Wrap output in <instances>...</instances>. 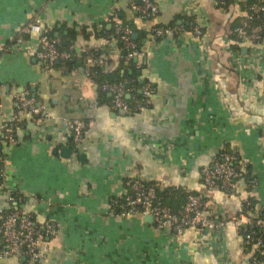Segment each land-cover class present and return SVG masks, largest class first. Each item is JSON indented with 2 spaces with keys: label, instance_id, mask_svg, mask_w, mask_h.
<instances>
[{
  "label": "crops",
  "instance_id": "0c3cea01",
  "mask_svg": "<svg viewBox=\"0 0 264 264\" xmlns=\"http://www.w3.org/2000/svg\"><path fill=\"white\" fill-rule=\"evenodd\" d=\"M219 1L153 0L158 15L143 20L131 0H0L5 186L20 198L22 214L58 226L41 264H250L233 218L247 201L264 210V40L256 46L235 35L249 0H233L227 8ZM115 12L146 33L194 22L203 31L200 39L191 29L161 40L147 36L144 58L133 62L145 66L140 79L154 87L152 105L134 114L105 101L103 95L111 94L87 77L82 56L71 67L60 62L49 68L31 56L40 49V35L15 42L37 14L60 44L98 55L97 63L111 73L124 62L119 38L107 36ZM22 93L41 103L45 115L15 112L14 98ZM12 117L18 120L16 145L1 131ZM77 120L88 123L79 144L70 128ZM225 149L248 163L234 192L207 188L202 180V169ZM135 178L161 192L204 195L207 215L223 220L225 230L177 236L145 217L116 215L112 201L124 199ZM9 198L0 190V211L13 206ZM0 264L33 263L0 253Z\"/></svg>",
  "mask_w": 264,
  "mask_h": 264
},
{
  "label": "built area",
  "instance_id": "2783aa9c",
  "mask_svg": "<svg viewBox=\"0 0 264 264\" xmlns=\"http://www.w3.org/2000/svg\"><path fill=\"white\" fill-rule=\"evenodd\" d=\"M135 1H138L139 6L135 5ZM131 2L132 8L139 13L143 20H150L158 15V6L152 0H131ZM244 10L242 23L235 29V35L240 41H248L258 46L264 40V0H257L249 11ZM111 23L123 45L125 62L129 63L136 58L138 60L144 58L145 54L139 51L137 44L133 42L132 29L124 25L119 12H115ZM190 26L194 35L200 39L203 34L202 29L195 22L191 23ZM186 32L185 27L175 24L174 26L154 27L147 34L152 40H161L171 35ZM25 34L40 35V49L36 53H31V56L44 61L49 68L53 67L57 61H67L73 56V47L62 50L60 41L47 36L48 33L43 29L41 19L37 14L23 28L21 34L16 36L15 42L17 44L21 42V36ZM9 49L10 46L6 48V50ZM2 51L4 52V49ZM82 53L87 64V77L92 79V68L94 64L99 63V56L89 50H84ZM101 90L111 94L114 109L124 112L130 110L131 103L128 102L130 94L125 84H105L101 86ZM151 92L150 85H146L142 90L145 98H148L146 101L148 105L150 104ZM135 103L139 110L143 108L141 103ZM14 107L17 113H30L34 117L45 115V107L26 93L15 96ZM17 121V117H12L9 123L4 124L1 128L5 141L10 145L17 144L15 136ZM87 127L88 123L82 120L72 122L70 128L73 141L76 144L83 141ZM6 163V158L0 161V180H3L0 190L9 194V203L13 206L8 210L0 211V253L5 258L18 257L25 259L26 262L41 264L47 259L51 251L47 240L57 235L58 226L53 222L40 224L32 215H24L17 211V201H20V198L17 196L15 198V193L12 190H7L5 186ZM247 167L248 163L241 161L236 152L223 150L211 165L202 169V180L207 188H220L234 192ZM187 196L186 204L182 209L175 212L160 202L156 186L135 178L130 180L129 192L124 197V201L119 203L113 200L112 206H121L124 212L119 215L123 217L137 215L145 218L150 217L157 229H171L177 236L184 235L188 230H194L198 234H220L225 230L226 223L223 220L207 215L209 202L204 195L188 193ZM233 221L236 226L245 228L243 243L245 246L251 247L250 264H263L264 219L262 213L257 212L255 207H252L251 202L247 201L241 205ZM254 229L261 235L259 236L257 231L254 232Z\"/></svg>",
  "mask_w": 264,
  "mask_h": 264
},
{
  "label": "trees",
  "instance_id": "16d2710c",
  "mask_svg": "<svg viewBox=\"0 0 264 264\" xmlns=\"http://www.w3.org/2000/svg\"><path fill=\"white\" fill-rule=\"evenodd\" d=\"M219 2H220L219 5L222 8H227L230 4H232L233 0H220ZM256 2H257V0H251V1L249 0V2H247L244 5V9L249 11L250 7L252 5H254ZM137 16H138V18H141L139 14ZM121 19L124 22L125 19L123 16L121 17ZM241 23H242V18H241L237 27H239ZM256 23H258V22H256ZM124 25H126L132 29L133 42H135L137 44L138 50L142 51L141 50L142 44L148 36L147 33L145 31H140V30L135 29V27L133 26V23L130 24V23L124 22ZM173 25L174 24L171 23L170 25H162V27L163 26H165V27L173 26ZM184 25H186V23H184ZM158 27H160V26L158 25ZM184 27L186 28L187 31H189V29H191L190 25H187ZM111 34H113L114 37L119 38L118 34L116 33L114 26H113L112 31L109 34H107V36H110ZM47 36L49 38L54 39V35L52 33H48ZM60 47L62 50H68V48H69L68 45L64 46L63 44H61ZM79 56L80 57L82 56L84 59V54L82 52L81 53L73 52V56L69 60L63 61L61 63L66 64V66H68V67H71L72 65L77 64V61L79 60L78 59ZM144 67L145 66L137 65V63L135 64L133 61L126 63L124 60V62L121 61L120 67L116 71H113L111 73H107V72L103 71V68L99 64H94L93 68H92V80H94V82L96 84L101 85V86L105 85V84H120V83L125 84L129 90V94H130V98L128 99V102L131 103V108L127 113L134 114V113H137L139 111L135 102L141 103L143 108H149L152 105L151 103L149 105L146 104V101L148 100V98H145L144 94L142 93V90L146 85H150L151 90H152L151 94L153 93V90H154L153 85L150 84L147 80H141L140 79V76H142L140 73L142 72V69H144ZM122 72H123V75H121ZM103 97H104L105 101H107V103H109V105L113 106L112 105V100H113L112 98H108L106 96V94H104ZM150 98H151V96H150ZM224 151L229 152V150H227V149H225ZM2 159H4V156L0 153V161ZM2 182H3V180H0V185ZM148 184H151V183H148ZM151 185H154V184H151ZM129 188H130V184H129ZM192 194H197V193H192ZM157 195H158V198L160 199V202L163 205L171 208L175 212L183 208V206L186 204L187 198H188V196H187L188 193H184V192L178 191V190H170V191L161 192L160 190H158V188H157ZM115 201L122 203L124 201V199H120V200L115 199ZM251 204H252V207H254L255 202L252 201ZM17 211L20 212V208H17ZM112 211L116 215H119L122 212H124V210L121 208V206H112ZM262 218L264 219V210L262 211ZM253 231L256 232L257 230L254 229ZM241 232H242V236H244L245 228H242ZM258 235L260 236L261 233L258 232ZM245 247L248 251H251L250 246H245ZM263 262H264V260H263Z\"/></svg>",
  "mask_w": 264,
  "mask_h": 264
},
{
  "label": "water",
  "instance_id": "95a60500",
  "mask_svg": "<svg viewBox=\"0 0 264 264\" xmlns=\"http://www.w3.org/2000/svg\"><path fill=\"white\" fill-rule=\"evenodd\" d=\"M134 61H135V62H138V59L136 58V59H134ZM56 63H60V61H57ZM128 98H129V96H128ZM146 219H147V221H149V222L153 221L152 218H150V217H146Z\"/></svg>",
  "mask_w": 264,
  "mask_h": 264
}]
</instances>
